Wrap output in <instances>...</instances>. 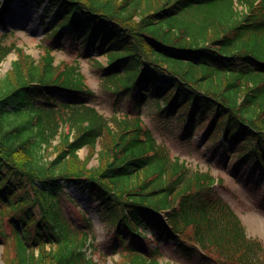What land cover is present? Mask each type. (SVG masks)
Instances as JSON below:
<instances>
[{"label":"trees","instance_id":"16d2710c","mask_svg":"<svg viewBox=\"0 0 264 264\" xmlns=\"http://www.w3.org/2000/svg\"><path fill=\"white\" fill-rule=\"evenodd\" d=\"M39 1L49 45L37 63L0 36V62L21 57L0 80V246L10 245V264H99L67 187L96 210L119 264H161L162 247L198 264H264L263 243L220 195L223 178L170 157L141 117L174 122L181 139L200 133L233 161L236 182L261 190L264 0ZM65 37L126 110L104 117L78 64L54 65Z\"/></svg>","mask_w":264,"mask_h":264},{"label":"rangeland","instance_id":"374dc122","mask_svg":"<svg viewBox=\"0 0 264 264\" xmlns=\"http://www.w3.org/2000/svg\"><path fill=\"white\" fill-rule=\"evenodd\" d=\"M2 3L3 0H0V10L3 8ZM44 7L45 3L41 4L39 0H14L10 4L7 14L4 15V30H6L5 33L9 34H5L2 44L5 46L13 44L21 50L22 56L30 57L36 63L43 55L44 46L49 45L44 41L43 35L44 24L48 21V19H42ZM241 9V7H238V10ZM4 30L0 26V36L4 35ZM63 41L66 46L58 47L52 51L54 65H58L59 63H66L68 65L78 64L80 72L85 77L87 87L97 95L95 107L104 117L110 119L115 111L126 110L128 106L124 99H115L114 96L104 91L96 69L95 60L92 59L93 57L86 58L83 56L81 54L82 51L78 50V45L74 44L69 37H65ZM20 58L18 52L12 51L0 62V80L10 73L12 64ZM97 61L103 66L107 65L106 56L98 57ZM142 114L143 123L152 132L156 143L163 146L169 152L170 157H178L180 160H183L191 170H209L212 175H220L223 178L224 187L219 188L221 197L237 213L245 227L247 236L260 240L264 245V186L261 190H257L253 185H249L245 181L238 179L239 182H236L232 175L233 161L230 159H228L229 161H225V156H220L218 153L213 154L209 144L201 143L200 133L195 134L191 139H181V129L175 126L174 122L159 119L148 109H144ZM78 154L83 159L87 151L83 149ZM92 165H95L94 160L90 162V166ZM66 193L81 208L86 209L87 217L93 223V245H96V248H88L87 254L91 253L95 259H98L99 264H119L118 255H110V250L107 249L110 242H112L109 239L110 234L106 233L100 224L98 214L88 204L86 196L76 187H67ZM69 216L73 218L76 224L80 223L81 217L75 208H70ZM161 251V264H198L197 258L188 260L171 247H162ZM13 257L14 253L10 245L5 247L0 246V264H4L5 262L10 264Z\"/></svg>","mask_w":264,"mask_h":264}]
</instances>
